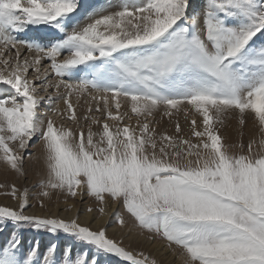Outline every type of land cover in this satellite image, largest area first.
<instances>
[{"label":"snow or ice","instance_id":"obj_1","mask_svg":"<svg viewBox=\"0 0 264 264\" xmlns=\"http://www.w3.org/2000/svg\"><path fill=\"white\" fill-rule=\"evenodd\" d=\"M0 169V264H264V0H0Z\"/></svg>","mask_w":264,"mask_h":264},{"label":"rangeland","instance_id":"obj_2","mask_svg":"<svg viewBox=\"0 0 264 264\" xmlns=\"http://www.w3.org/2000/svg\"><path fill=\"white\" fill-rule=\"evenodd\" d=\"M159 119V118H158ZM184 119V118H183ZM167 123H170V121L168 120V119H165L164 121H162V123H161V125H160V130H164V129H167V127L169 128V130L171 129V125L170 124H167ZM232 125L234 126V127H236V125H235V122H232ZM236 129V128H235ZM246 130H247V132H248V130L249 129H245V136H244V140H245V143H247V136H246V134H247V132H246ZM36 150L37 149H35V147L33 148V149H31V151L33 152V153H36ZM9 179H12L11 177H9ZM33 179H35V176H34V173L33 174H30L29 175V178H28V181L26 182V184H23L22 186H28V187H31V183H32V180ZM2 182H4V176H3V174H2V169H0V183H2ZM16 183L17 184H21V181H19V180H17L16 181ZM87 199V198H86ZM7 201V202H9L7 199H5V198H3V197H0V202L1 201ZM4 205H6V204H1L0 203V206H4ZM62 206V205H61ZM56 207H55V204H53V207H52V209H55ZM62 208V207H61ZM114 208V209H113ZM112 208V211L110 210V213L111 212H113V211H120V208H119V206H115V207H113ZM83 212V210H81V213ZM80 213V214H81ZM0 227H4L5 228V232H4V234H0V240H2L3 239V236L4 235H6L8 232H10V231H12V226L10 225V224H8V225H0ZM113 229V230H112ZM109 231H112V232H115V231H117V234H115V235H117V236H114L115 238H120L121 237V232H120V230L119 229H117L116 227H115V225H112V226H110V228H109ZM25 235L28 237V239L29 240H31L32 239V237H33V233L31 232V231H27L26 233H25ZM62 235V234H61ZM110 236V235H109ZM112 237V236H111ZM36 239H38V240H41L43 243H48V241H49V237L46 235V234H40V235H38V236H36ZM58 244H60V245H64V244H66L67 242L64 240V239H58L57 241H56ZM129 243V241L126 239L125 240V244L127 245ZM146 245H148V243L147 242H144ZM150 245V244H149ZM157 246H159V247H161L162 248V251H160V255H156V251H148L147 249H145L144 247H142V248H144V250L146 251V252H149L153 257H155L156 259H158L160 262H161V264H179L178 262H179V260L177 259V258H175V257H173L172 255H171V253L170 252H168V251H166L163 247H162V245L161 244H159V243H157L156 244ZM140 247H141V245H139ZM161 253H162V255H161ZM156 255V256H155ZM170 257V258H166V257ZM165 260V261H164Z\"/></svg>","mask_w":264,"mask_h":264},{"label":"bare ground","instance_id":"obj_3","mask_svg":"<svg viewBox=\"0 0 264 264\" xmlns=\"http://www.w3.org/2000/svg\"><path fill=\"white\" fill-rule=\"evenodd\" d=\"M159 117H157V119H158ZM175 120H176V117H173V119L170 121V123H167V124H170L171 125V129L169 130V128L167 127V130H168V132H169V134H172L173 132H174V123H175ZM179 122H180V124H181V126H182V128H184V134L185 135H187L188 134V128H187V125H186V123H185V121H184V119H183V116L181 115L180 117H179ZM236 127H234L232 124L226 129V130H223V134L224 135H226L227 137H228V141L229 142H232L233 140H235L236 138H237V132H236V129H235ZM161 129V128H160ZM246 132H247V130H246ZM250 132H251V129L249 128V130H248V132H247V134H246V136H247V139H248V136L250 135ZM34 148V147H33ZM35 149H36V147H35ZM35 154H38V152H37V150H36V153ZM1 204H9V202H7V201H1L0 202ZM56 207V206H55ZM61 207H63V205L61 206ZM112 208L113 207H110L109 209H108V211L110 212V210L112 211ZM114 209V208H113ZM51 211L52 212H56L57 211V208H55V209H51ZM81 220H82V222H83V212L81 213ZM113 230V229H112ZM110 236H112V237H114V236H117V235H115V234H117V231H115V232H112V231H109V233H108ZM140 245H141V247H144L145 249H147L148 251L150 250V251H156V255H160V251H162V248L161 247H159V246H157L156 244L155 245H152V244H148V245H146L144 242H141L140 243ZM155 255V256H156ZM161 255H162V253H161ZM166 258H170L169 256L168 257H166ZM165 261V260H164ZM179 263V262H178Z\"/></svg>","mask_w":264,"mask_h":264}]
</instances>
